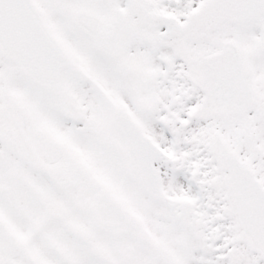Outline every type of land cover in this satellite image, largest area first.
Here are the masks:
<instances>
[{"label":"snow or ice","instance_id":"6c2138e0","mask_svg":"<svg viewBox=\"0 0 264 264\" xmlns=\"http://www.w3.org/2000/svg\"><path fill=\"white\" fill-rule=\"evenodd\" d=\"M0 264H264V0H0Z\"/></svg>","mask_w":264,"mask_h":264}]
</instances>
